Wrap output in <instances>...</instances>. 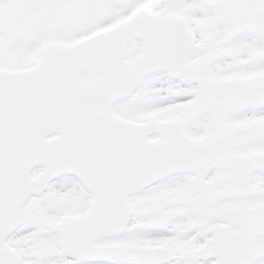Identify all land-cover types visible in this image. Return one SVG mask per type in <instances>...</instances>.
Listing matches in <instances>:
<instances>
[{"label": "snow or ice", "instance_id": "snow-or-ice-1", "mask_svg": "<svg viewBox=\"0 0 264 264\" xmlns=\"http://www.w3.org/2000/svg\"><path fill=\"white\" fill-rule=\"evenodd\" d=\"M0 264H264V0H0Z\"/></svg>", "mask_w": 264, "mask_h": 264}]
</instances>
